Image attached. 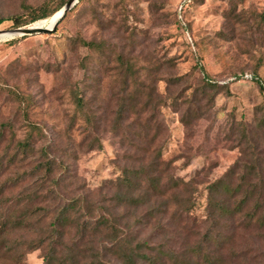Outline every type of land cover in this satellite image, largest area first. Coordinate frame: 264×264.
<instances>
[{
	"label": "rangeland",
	"instance_id": "obj_1",
	"mask_svg": "<svg viewBox=\"0 0 264 264\" xmlns=\"http://www.w3.org/2000/svg\"><path fill=\"white\" fill-rule=\"evenodd\" d=\"M45 1L0 0V19H5L0 31L15 29L6 19L26 16ZM229 1L193 0L180 19L185 30L175 14L186 0H79L54 32L0 41V79L4 86L35 96L37 122L51 128L48 138L53 132L59 156L69 160L70 192L92 193L91 201H100L130 235L146 241L144 252L160 248L189 257L188 248L203 243L211 232L223 241L219 246L208 241L205 250L219 252L223 264H264V241L258 233L238 228L239 218L219 219L208 205L210 184L226 178L232 185L240 182L244 159L238 140L244 134L264 161V93L251 80L256 75L264 86V60L258 62V45L237 42L244 36L241 29L231 33L225 27ZM240 7L262 12L264 0H240ZM108 18L116 23L107 24ZM218 31L224 39L217 38ZM75 38L105 40L110 46L107 59L83 69L80 60L90 53L80 47L71 52ZM118 55L125 65L122 77L115 63ZM56 63L59 73L45 69ZM126 74L134 76L127 77L135 96L133 109L121 84ZM204 74L222 86L219 93L203 87ZM161 78L180 80L167 85ZM74 85L85 90L89 115L96 122L89 138L99 140V149H76L86 135L82 128L69 130L65 90ZM147 99L150 105L143 112ZM11 110L0 99V122L11 118ZM22 121L19 116L17 136ZM146 121L151 129L143 131ZM126 174L131 187L122 184ZM261 175L264 199V171ZM171 179L186 182L176 188L181 195L169 186ZM42 256L41 249L34 250L12 264H43ZM158 264L169 262L162 258Z\"/></svg>",
	"mask_w": 264,
	"mask_h": 264
},
{
	"label": "trees",
	"instance_id": "obj_2",
	"mask_svg": "<svg viewBox=\"0 0 264 264\" xmlns=\"http://www.w3.org/2000/svg\"><path fill=\"white\" fill-rule=\"evenodd\" d=\"M56 1L58 0H46L37 8L30 10L26 16H13L6 20L12 22V28H19L47 19L59 11L68 0L55 3ZM83 1L80 0V2ZM192 2L193 0H186L179 12L175 14L176 22L181 29L187 30L186 24L180 19L184 9ZM223 19L229 32L232 33L235 28L241 29L240 32L244 36L237 37V42L238 40L247 41L252 46H259L258 62L262 63L264 60V50H261L264 46L261 43L264 41V11L244 9L240 7V0H230L228 8L223 13ZM115 20L116 18H108L107 24H115ZM4 21L5 19H0V24ZM223 33L218 31L217 38L224 39ZM258 41L260 42L257 44ZM78 47L85 48L90 53V57L80 60L81 67L87 70L86 68L90 65L107 59L110 46L105 40L85 41L75 38L71 43V52ZM115 63L118 66V76L122 77L125 65L119 55ZM45 69L53 73L61 71L58 63L47 64ZM128 76L132 79L134 77L132 74L124 75L121 84L129 103L128 108L133 109L135 96L129 89L128 83L131 80L127 79ZM89 77L91 78L90 74ZM163 79L159 81L167 85L177 84L180 80V78ZM251 80L260 92L264 93V86L260 79L255 75L251 77ZM202 84L214 94L222 90V86L213 83L206 74L203 75ZM66 90L65 94L70 106L69 130L82 128L86 135L76 144V149L84 148L86 151L99 149L101 147L99 140L89 138V134L95 133L96 122L89 115L85 90L77 85L67 92ZM129 94L132 95L131 99ZM0 99H3L7 106L12 107L11 118L0 122L1 263L19 262L27 253L41 249L43 264H158L162 258H166L169 264H223L217 257L219 252L208 253L207 247V251L205 250L204 246L208 241L215 245L219 243L218 246L223 241V238L211 235V232L206 234L203 243H197L188 248L189 257L173 256L160 248L155 249L151 254L144 252L143 247L147 244L146 241H138L130 235L126 226H120L117 216L112 215L100 201H91L92 193L81 189L70 192L66 183L68 176L71 175L69 160L59 156L60 144L53 132L48 138L47 131H51V128L37 122L35 96L31 92L4 86L0 79ZM149 105L150 101L147 99L143 104V112ZM19 116L23 117V121L19 122L22 129L21 137L15 132V124ZM144 123L140 128L146 131L149 125L147 121ZM7 132L10 138L7 137ZM238 143L244 159L242 162L244 173L241 174L240 182L232 185L230 178L225 177L226 180L219 179L210 184L208 205L217 211L219 219L239 218L238 228L256 231L258 238L264 241V199L260 194L263 186L259 181L262 179L264 161H261L246 134L243 135V139L238 140ZM73 153L70 154L71 158ZM126 176L127 174L124 177ZM249 177L257 179L258 184L250 180L246 181ZM126 183H129L127 185L131 187L127 177L122 184ZM185 184L186 182L182 179L169 180V186L171 185L175 190ZM174 195L177 197L174 201L178 203L180 197ZM217 196H220L221 200L216 199ZM238 196L239 198H236ZM122 200L124 197L120 198V201ZM150 211L149 214H152V210ZM227 240L230 241V237L227 236Z\"/></svg>",
	"mask_w": 264,
	"mask_h": 264
},
{
	"label": "water",
	"instance_id": "obj_3",
	"mask_svg": "<svg viewBox=\"0 0 264 264\" xmlns=\"http://www.w3.org/2000/svg\"><path fill=\"white\" fill-rule=\"evenodd\" d=\"M78 1L79 0H68L59 10L61 13L60 16L49 28H33L31 26L19 27L12 30L0 31V36H7L6 38H13L52 33L55 31V28L60 22V20L65 17L66 13H68L78 3Z\"/></svg>",
	"mask_w": 264,
	"mask_h": 264
},
{
	"label": "bare ground",
	"instance_id": "obj_4",
	"mask_svg": "<svg viewBox=\"0 0 264 264\" xmlns=\"http://www.w3.org/2000/svg\"><path fill=\"white\" fill-rule=\"evenodd\" d=\"M60 11H57L54 15H52L50 18L45 20H39L32 25H30L33 28H49L53 25V23L57 20V18L60 16ZM7 36H0V41L5 40Z\"/></svg>",
	"mask_w": 264,
	"mask_h": 264
}]
</instances>
